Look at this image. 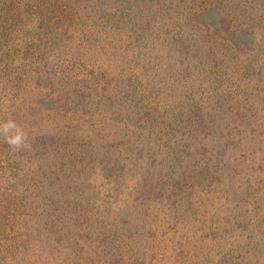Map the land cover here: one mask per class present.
<instances>
[{"label":"trees","instance_id":"16d2710c","mask_svg":"<svg viewBox=\"0 0 264 264\" xmlns=\"http://www.w3.org/2000/svg\"><path fill=\"white\" fill-rule=\"evenodd\" d=\"M20 88L0 264H264V0H0Z\"/></svg>","mask_w":264,"mask_h":264},{"label":"rangeland","instance_id":"374dc122","mask_svg":"<svg viewBox=\"0 0 264 264\" xmlns=\"http://www.w3.org/2000/svg\"><path fill=\"white\" fill-rule=\"evenodd\" d=\"M74 27H77V26H74ZM45 69H46L45 66L42 65V70L45 71ZM22 89L23 88H20L18 90L10 91L9 93H6V95L3 98H0L1 106H2V108L4 107L3 109L5 111H7V113H8V111H9L10 108L14 107V109H17L22 104V101H23V99H22V92H21ZM10 116L11 115H9L8 117L10 118ZM2 123H4V119H2L0 121V124H2ZM2 126L3 125H1L0 128ZM132 182L133 181H131L130 183H132Z\"/></svg>","mask_w":264,"mask_h":264},{"label":"clouds","instance_id":"9594fccd","mask_svg":"<svg viewBox=\"0 0 264 264\" xmlns=\"http://www.w3.org/2000/svg\"><path fill=\"white\" fill-rule=\"evenodd\" d=\"M15 129V125L13 123H8L7 125H5V128L4 130L7 132V131H10V130H14ZM23 140V136L21 133H19V131L17 130L16 131V135L14 137H11L9 139V143L10 144H13V145H16V146H19L21 144Z\"/></svg>","mask_w":264,"mask_h":264}]
</instances>
